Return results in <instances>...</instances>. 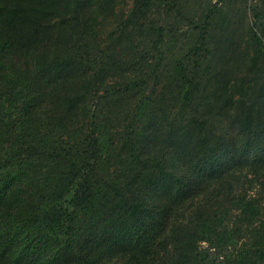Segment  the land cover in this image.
<instances>
[{"label":"trees","instance_id":"trees-1","mask_svg":"<svg viewBox=\"0 0 264 264\" xmlns=\"http://www.w3.org/2000/svg\"><path fill=\"white\" fill-rule=\"evenodd\" d=\"M219 1L187 17L196 58L169 66L176 29L151 14L179 0H0V264H264V73L225 127L197 107ZM153 80L177 102L162 120Z\"/></svg>","mask_w":264,"mask_h":264},{"label":"rangeland","instance_id":"rangeland-1","mask_svg":"<svg viewBox=\"0 0 264 264\" xmlns=\"http://www.w3.org/2000/svg\"><path fill=\"white\" fill-rule=\"evenodd\" d=\"M213 2L222 4L219 0H179L177 6L165 14L159 15L157 12H152L151 17L156 18L159 23H167V29H172V26L176 29L173 36L171 32L167 34L164 45L169 66L175 59L188 62L196 58L195 54H192V47L196 43L200 44L201 29L196 28L195 22H189L187 17L199 23L206 11L205 8ZM156 5L153 11L157 9ZM256 6L261 7L264 13V0L227 1L218 20H214L210 60L199 67L194 66L195 69H200L202 79L197 107L203 112L211 110L218 127L226 125L227 121L223 113L231 105L233 95L238 97L244 93L246 99L255 100L260 94L264 65L261 61L254 60L255 46L251 40V27L254 20L252 8ZM130 9L131 1H126L117 7L115 13L101 17V35L108 39L119 35ZM150 25L151 22L148 23V26ZM261 35L264 39V29ZM153 81L154 84L149 91L153 90L154 97L160 96L158 110L162 120L171 111L177 109L175 105L177 102L170 95H162L164 93L162 82L155 86L156 80ZM230 135L232 136V132ZM118 259V253L106 255L104 258L106 264H118Z\"/></svg>","mask_w":264,"mask_h":264}]
</instances>
